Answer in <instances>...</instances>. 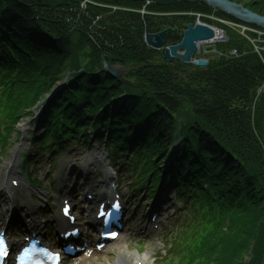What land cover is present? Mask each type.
Masks as SVG:
<instances>
[{"label": "trees", "instance_id": "trees-1", "mask_svg": "<svg viewBox=\"0 0 264 264\" xmlns=\"http://www.w3.org/2000/svg\"><path fill=\"white\" fill-rule=\"evenodd\" d=\"M89 1L118 10L0 0V149L49 100L40 150L92 136L135 176L132 192L173 189L193 218L186 264H264V92L251 112L264 61L231 34L228 54L206 68L152 62L127 69L123 86L104 65L149 62L143 34L153 22L130 0ZM231 1L264 17V0Z\"/></svg>", "mask_w": 264, "mask_h": 264}, {"label": "rangeland", "instance_id": "rangeland-1", "mask_svg": "<svg viewBox=\"0 0 264 264\" xmlns=\"http://www.w3.org/2000/svg\"><path fill=\"white\" fill-rule=\"evenodd\" d=\"M86 1L90 2L89 0ZM87 5L95 6V3ZM79 6L82 11H86L84 10V7H82V0H80ZM220 24L223 26V29L227 32L228 36L233 34L239 39H243V43L247 48H250L254 53H256V55L260 56V59H264V56L261 54L263 53L261 48L264 47L263 30L259 31L248 27L247 29H244V31H241L242 28L240 25H235L234 27L230 23L222 22ZM225 53L228 54L227 52ZM219 58V56L212 58L210 63L218 60ZM123 77L126 81H128L127 73L125 74L124 72ZM255 102L256 101L254 100L252 104V114L255 110ZM49 104V100L39 101L32 109L31 114L22 115L18 119V123L10 135V139H8L6 142L8 147L3 152L0 151V180H4L5 172L3 166L5 161L11 158L12 154L18 150V177L25 181V186L22 185V187L17 189L18 196L14 198L13 204L9 202V195L6 192L2 193L0 196V212L1 210L4 212L8 211L11 208L10 206L16 210V208H18V200L26 201L28 199V194H31L37 198L35 199L33 205V212L35 213L34 217L36 220L46 222V220H48L51 216H55L58 208V200L64 196L66 192V182L69 177H71V173L66 171L68 166H73L72 172H76L78 176L84 172L85 166H88L87 169L89 174L84 177V180L81 178L80 182L82 183L85 181L89 187L94 188L95 186L99 185L97 188L99 189L103 183V174H100L99 171V155L104 151L105 147L98 145L96 140H93L92 137L89 145L85 148L82 146L81 139L76 141L71 140L67 144L65 150L60 154H56L55 157L51 156V153L49 154L47 150H38L36 145L38 142V137L43 129V112H46L45 109L50 106ZM3 134H5L4 130L1 131V135ZM25 154H29V157L27 160L23 161L22 156ZM87 160L90 161V165H88ZM27 177H30L31 184H28ZM119 177V181L121 182V193L124 195L127 208L126 218L128 221L125 225L124 233L120 235V238L117 241L106 245V247L102 250V253L93 255L89 262H85L84 264H112L116 259V255L120 253L117 251L119 248H125V250H127V252L130 254L129 255L125 251L122 256L123 261L129 260L131 258L130 256L133 257V251L135 249L138 250V252H142L145 248H147L149 253L145 264H152V260H154V264H185L187 256L184 255L185 253L179 248H182L184 245H186L187 240L189 241L187 236H184V232H186V226L190 224L188 223V220L190 219L192 221L188 209H185L181 203L178 204L169 202L166 213L163 211V217H161L163 223L160 225L159 229L150 236L144 237L140 234V231L142 225L147 224V215L152 204H150L149 199H147L148 197L144 189L137 190L134 192V195H132V193L130 194L132 190L131 185L135 184V178L131 176L129 170L124 167ZM35 181L40 182L37 183L38 188L36 187L39 190H37L34 186ZM80 190L81 189L78 188L79 193ZM165 194H167L169 200L173 198L172 192L166 191ZM74 203H77V201H74ZM76 210L77 216L78 218L80 217V223L82 224L84 217L87 214L81 210L79 211V209ZM18 211L19 210L17 209L15 212L18 216V222L15 224V230L17 229V234L21 235L20 232L23 229L22 223H24V220L21 217L22 213L24 212ZM49 226L50 228L47 229L46 236H48L50 239L54 231L52 229V225ZM13 229L14 227L10 228V234L15 237L16 233H13ZM176 240L177 246L171 254L173 257L171 259L170 256L167 255L169 253L168 245H170V241L175 243ZM165 241L168 242L167 246L164 243ZM188 241L187 243L189 245ZM120 251L122 252V250ZM143 255H145V253ZM247 259L248 257L246 260Z\"/></svg>", "mask_w": 264, "mask_h": 264}, {"label": "flooded vegetation", "instance_id": "flooded-vegetation-1", "mask_svg": "<svg viewBox=\"0 0 264 264\" xmlns=\"http://www.w3.org/2000/svg\"><path fill=\"white\" fill-rule=\"evenodd\" d=\"M131 3L138 7L136 11H139L138 17H144L153 22V28L148 29L143 34V43L146 51L153 56L151 59L141 58L142 61L149 62H136L126 64L125 67H120L123 72L127 69H138L133 67L132 64H144L146 67L152 66V62H159L165 65H178L179 67L185 66L190 68L202 69L210 65L212 58L220 57L225 54L226 44L229 40L227 32L220 24L222 22L235 24L231 21L232 18L229 15L221 12L220 10L210 7L206 3L200 0H130ZM230 2L238 4L237 1ZM239 5V4H238ZM235 20V19H234ZM206 25L216 31V39L212 43L200 44L198 46L197 53L191 56V62L188 64L182 63L176 59L172 63H168L163 59L164 50L172 45H177L187 25L192 24ZM164 30H170L162 37L161 49H153L145 44L144 36L147 34H158ZM174 31V32H173ZM182 52L181 50L177 51ZM157 59V60H156ZM203 60L206 62L204 67H195L192 65L193 61ZM151 62V63H150Z\"/></svg>", "mask_w": 264, "mask_h": 264}, {"label": "water", "instance_id": "water-1", "mask_svg": "<svg viewBox=\"0 0 264 264\" xmlns=\"http://www.w3.org/2000/svg\"><path fill=\"white\" fill-rule=\"evenodd\" d=\"M172 1V0H165ZM210 7H214L226 15L231 16L235 20L243 24L255 25L264 28V17L260 16L241 5L230 2L228 0H200ZM170 30H164L158 34H147L144 36L145 44L153 49H161L162 37ZM174 32V31H173ZM216 39V31L206 25L189 24L182 34V38L177 45L167 47L163 52V59L168 63H172L174 59L188 64L191 62V56L197 53L200 44L212 43ZM182 52L178 53L177 51ZM192 65L195 67H204L206 62L203 60L193 61ZM133 67L144 68L147 65L133 64ZM107 76L116 80L123 86L129 87L131 84L123 77V71L116 66L104 67Z\"/></svg>", "mask_w": 264, "mask_h": 264}, {"label": "bare ground", "instance_id": "bare-ground-1", "mask_svg": "<svg viewBox=\"0 0 264 264\" xmlns=\"http://www.w3.org/2000/svg\"><path fill=\"white\" fill-rule=\"evenodd\" d=\"M254 100L257 102V98H254ZM255 102V103H256ZM4 170L5 171H7V176H12V175H15L14 173H15V171H17V174H18V163H17V161H15V162H12V161H10V162H8L7 164L5 163V167H4ZM11 179H13V178H11ZM10 179V180H11ZM3 183V181H1L0 180V185ZM2 186H1V189L0 190H2ZM12 195H14V192H12ZM2 200V199H1ZM85 211H87V207H86V209H85ZM7 212L8 211H6V212H4V211H2L1 210V212H0V220H2V218H3V216L4 215H6L7 214ZM91 222V221H90ZM119 238V236L116 238V240ZM122 248H119V249H117V251L118 252H120V253H118V255H117V259L118 260H122L123 261V257H122V254H121V250ZM137 260V259H136ZM138 260H139V258H138ZM133 259L132 260H128V262H126L125 264H133ZM86 262V260H82V261H80L78 264H82V263H85ZM124 262V261H123ZM65 264H68V263H66L65 262ZM74 264H76V263H74Z\"/></svg>", "mask_w": 264, "mask_h": 264}, {"label": "built area", "instance_id": "built-area-1", "mask_svg": "<svg viewBox=\"0 0 264 264\" xmlns=\"http://www.w3.org/2000/svg\"><path fill=\"white\" fill-rule=\"evenodd\" d=\"M85 5H86V1H83L82 2V7H84L85 8ZM242 28V29H241ZM240 29H241V31H244V29H246V28H244V27H241ZM239 29V28H238ZM263 46H264V42H263ZM261 51L263 52V53H261L263 56H264V47L263 48H261ZM236 54V52L235 51H233L232 52V55H235Z\"/></svg>", "mask_w": 264, "mask_h": 264}]
</instances>
